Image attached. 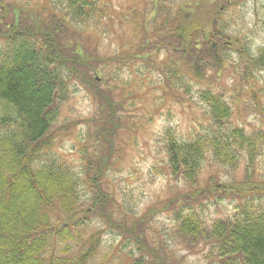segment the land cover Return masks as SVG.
I'll list each match as a JSON object with an SVG mask.
<instances>
[{"label": "trees", "instance_id": "1", "mask_svg": "<svg viewBox=\"0 0 264 264\" xmlns=\"http://www.w3.org/2000/svg\"><path fill=\"white\" fill-rule=\"evenodd\" d=\"M148 1L117 12L111 0H0V264H183L169 238H149L156 209L123 208L107 186L116 141L135 127L136 94L145 95V85L155 91L154 74L170 94L187 96L191 84L211 88L197 92L206 129L180 137L166 127L157 140L164 159L153 171L176 184L163 202L171 237L208 251L206 264H264V182L249 181L264 131L233 126L225 90L205 83L237 62L248 87L264 77V47L250 46L240 22L241 8L264 9V0ZM78 86L97 109L87 123L93 156L74 168L48 155L51 129ZM65 123L62 134L71 117ZM207 160L232 172L244 164L243 196L219 218L203 209L222 198L203 189L230 199L232 187L210 172L197 187ZM184 187L195 190L194 200L177 206ZM108 225L116 226V248L102 242Z\"/></svg>", "mask_w": 264, "mask_h": 264}, {"label": "rangeland", "instance_id": "2", "mask_svg": "<svg viewBox=\"0 0 264 264\" xmlns=\"http://www.w3.org/2000/svg\"><path fill=\"white\" fill-rule=\"evenodd\" d=\"M39 1L43 2V0ZM145 1L147 4L150 2ZM27 2L33 5L35 0H27ZM111 3L117 12H128L129 9L141 7L143 0H111ZM241 11L243 18L240 22L241 27L245 28L242 29L245 40L250 43V46L264 47V9L262 7L256 8L249 3L247 7L241 8ZM125 31H127L126 28L120 33ZM127 39L128 35L125 36V40ZM159 59L161 58L159 57ZM162 69L163 66H161ZM245 70L243 73L241 63L237 62L234 66L229 67L225 74L217 78L215 82L207 78L205 83L213 82L212 88L221 86L225 90L226 98L229 100L233 111L230 120L233 126H242L246 132L253 129L264 131V89H262L264 88V77L256 79V86L248 87L241 78L245 75ZM160 78L161 76L158 74L151 77L157 82L155 91L145 85L143 89L147 93L142 95L138 91L136 94L133 112L135 114L133 120L136 125L132 130H124L127 135H122L123 138L116 141L114 167L109 169L107 186L109 190L116 192L114 197L116 203L122 205L123 208L127 207L139 213L150 208L156 209L155 217L147 229L149 238H155L156 241L157 238L167 240L169 238V243L176 249L175 253L180 254L179 257H184L183 264H206L205 259L208 251L204 249L190 251L171 237L172 220L169 217L171 214L167 208L165 209L163 202L170 198L167 186L174 185L175 181L164 177L162 171L160 175L156 174L153 167L157 169L162 167L160 160H163L164 157L163 152H158L161 144L157 143V140L162 139L163 128L172 127L182 137L190 131H203L208 127V119L202 112V105L197 100V94H199L197 92L198 90L210 91L211 88L205 89L204 85L195 86L191 84L187 96H182L179 92L170 94L164 86L160 85L162 81H157ZM252 91L254 94L251 93ZM87 94L83 87L78 86L76 93L62 108L60 116L51 129V134H57L51 137L50 141H53L55 150L48 155V158L56 161L67 159L68 164L74 168L81 167V159L87 160L88 157L93 156V148L90 144L94 135L87 130V123L97 107L90 97H86ZM123 94L126 96L125 92ZM153 105L157 106V111L151 108ZM66 117H71V125L67 127V132L62 134L61 129L66 124ZM206 163L210 168L201 173L197 187H202L209 172L220 179L221 186L226 184L227 187H232L228 189L230 199L222 193V190L215 192L214 189H203L211 190L204 193L210 198L212 196L222 198L216 207L212 204L203 209L206 216L219 218L232 213L230 205L236 204V197L239 194L243 196V192H240V184L244 181V164L240 162L237 170L232 172L229 169L218 167L210 160H207ZM249 181L250 183L264 182V149L255 163ZM177 186L182 188L178 182ZM183 189L187 191L184 192L185 199H178L177 206H180L184 201L187 202L186 204H191L194 200L195 190L185 187ZM243 190L247 191V188L244 187ZM101 232L104 246L113 244L112 248H116L118 241L116 226L108 225ZM103 262L105 259L98 258L95 260L94 258L91 264ZM165 263H167L166 260Z\"/></svg>", "mask_w": 264, "mask_h": 264}]
</instances>
